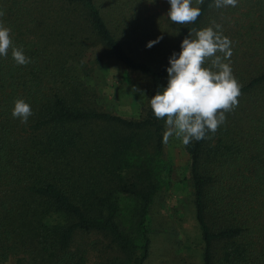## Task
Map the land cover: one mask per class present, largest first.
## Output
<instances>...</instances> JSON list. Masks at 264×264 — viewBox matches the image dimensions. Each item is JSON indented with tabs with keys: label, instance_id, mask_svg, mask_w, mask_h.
<instances>
[{
	"label": "trees",
	"instance_id": "obj_1",
	"mask_svg": "<svg viewBox=\"0 0 264 264\" xmlns=\"http://www.w3.org/2000/svg\"><path fill=\"white\" fill-rule=\"evenodd\" d=\"M150 1L0 0L32 61L0 56V264L146 263L150 208L172 184L150 100L190 30L215 24L242 88L225 123L186 146L201 264H264V0L195 2L188 25L145 14ZM107 58L149 79L139 117L104 108L86 83ZM17 99L31 106L26 124L12 116Z\"/></svg>",
	"mask_w": 264,
	"mask_h": 264
},
{
	"label": "clouds",
	"instance_id": "obj_2",
	"mask_svg": "<svg viewBox=\"0 0 264 264\" xmlns=\"http://www.w3.org/2000/svg\"><path fill=\"white\" fill-rule=\"evenodd\" d=\"M196 2L199 5L204 0ZM168 3L167 15L176 24H193L201 15V9L192 6V0H168ZM237 4L238 0H214L216 8ZM4 15L0 10V17ZM214 27L216 30L213 27L190 30L189 38L180 45L178 58L176 53L169 58L167 87L150 100L154 116L165 120L164 143L173 136L184 146L210 138L208 133L214 134L225 123L226 113L239 104L242 85L233 75L230 62H226L233 55L232 42L219 31L220 25ZM193 34L195 39L191 38ZM159 39L148 42L146 47L151 48ZM10 48L17 65L32 62L22 48L13 46L11 29L0 22V56L6 57ZM32 115L30 104L23 99L14 102L13 118L26 124Z\"/></svg>",
	"mask_w": 264,
	"mask_h": 264
},
{
	"label": "rangeland",
	"instance_id": "obj_3",
	"mask_svg": "<svg viewBox=\"0 0 264 264\" xmlns=\"http://www.w3.org/2000/svg\"><path fill=\"white\" fill-rule=\"evenodd\" d=\"M169 10L170 4L164 0L150 1L145 14L163 20ZM86 83L111 112L127 118H137L144 112L149 79L113 58L97 64ZM163 155L171 165L172 184L151 205L150 254L145 264H201L202 242L192 203L189 154L182 141L173 136L164 143Z\"/></svg>",
	"mask_w": 264,
	"mask_h": 264
}]
</instances>
